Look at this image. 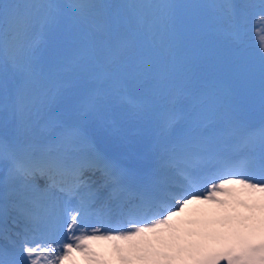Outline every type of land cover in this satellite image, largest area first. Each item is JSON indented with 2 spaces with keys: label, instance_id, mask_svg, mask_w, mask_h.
<instances>
[{
  "label": "snow or ice",
  "instance_id": "1",
  "mask_svg": "<svg viewBox=\"0 0 264 264\" xmlns=\"http://www.w3.org/2000/svg\"><path fill=\"white\" fill-rule=\"evenodd\" d=\"M200 7L0 0V264H264V47L258 73L221 58L181 11ZM214 7L233 43L264 19V0ZM46 78L54 138L20 119Z\"/></svg>",
  "mask_w": 264,
  "mask_h": 264
},
{
  "label": "rangeland",
  "instance_id": "2",
  "mask_svg": "<svg viewBox=\"0 0 264 264\" xmlns=\"http://www.w3.org/2000/svg\"><path fill=\"white\" fill-rule=\"evenodd\" d=\"M11 2V0H10ZM20 2L29 3H53L58 0H20ZM75 3H178V4H193L202 5L203 7L195 9L181 10L197 27L203 30L207 36V42L210 49L217 52L223 59H236L240 57L246 58L255 69H259L261 48L264 47V19L259 17L253 19L249 25L245 35V42L233 43L230 40L224 38L222 33L224 32L223 25L219 22V11L215 5H218L222 0H73ZM46 14V10H41V16ZM67 23L62 21L61 26ZM59 34V28L50 30L46 41L47 43L41 45L40 59L43 63L46 59L47 50L50 49L55 43ZM60 81L51 78L45 79L39 83L27 82L23 85L22 95V109L20 112V119L24 126L28 130H34L41 138H52L60 131L58 121L56 117L49 111L47 105L52 96L55 94V90L58 87ZM17 86V78L14 74L9 73L8 87L10 90ZM248 119L256 123L260 119V113L258 108L254 111L247 112L245 114ZM66 121L69 119L67 115L63 117ZM12 114L9 112V123L12 122ZM89 134H93V138L97 137L96 144H106V148L114 147L115 153H120L123 163L129 164L131 161L140 162L143 157L141 151H137L135 155L130 154L126 149L115 143L105 133L96 128L88 130ZM141 134L146 132L145 129L140 130ZM112 149V148H111ZM98 178V177H97ZM90 228L95 222H85ZM63 238V237H62Z\"/></svg>",
  "mask_w": 264,
  "mask_h": 264
},
{
  "label": "bare ground",
  "instance_id": "3",
  "mask_svg": "<svg viewBox=\"0 0 264 264\" xmlns=\"http://www.w3.org/2000/svg\"><path fill=\"white\" fill-rule=\"evenodd\" d=\"M111 157V156H110Z\"/></svg>",
  "mask_w": 264,
  "mask_h": 264
}]
</instances>
